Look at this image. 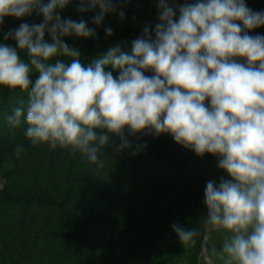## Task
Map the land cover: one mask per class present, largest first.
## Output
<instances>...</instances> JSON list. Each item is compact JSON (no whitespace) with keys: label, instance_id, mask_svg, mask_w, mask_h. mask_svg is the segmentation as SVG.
Listing matches in <instances>:
<instances>
[{"label":"clouds","instance_id":"obj_1","mask_svg":"<svg viewBox=\"0 0 264 264\" xmlns=\"http://www.w3.org/2000/svg\"><path fill=\"white\" fill-rule=\"evenodd\" d=\"M76 2L78 12L96 11L99 26L121 0ZM70 3L0 0V31L5 17H43L0 43V86L28 93L5 117L8 126L25 125L32 145L70 149L98 168L106 147L132 148L129 137L138 134H170L198 157L211 154L229 178L206 182L199 224L226 233L223 264H264V35L249 34L264 26V11L245 0H185L177 16L169 0H158V22L143 28L130 54L115 47L85 63L64 38L96 32L84 19L61 17ZM23 151L17 144L14 154ZM172 228L182 245L199 234L197 225Z\"/></svg>","mask_w":264,"mask_h":264},{"label":"trees","instance_id":"obj_2","mask_svg":"<svg viewBox=\"0 0 264 264\" xmlns=\"http://www.w3.org/2000/svg\"><path fill=\"white\" fill-rule=\"evenodd\" d=\"M184 2L169 0L176 9ZM245 2L253 11H264V0ZM157 13L158 0H121L118 11L106 14L97 26L92 23L96 11L78 12L76 0L60 11L63 19H84L95 29L94 38H64L80 50L85 63L110 48L130 54L143 28H154L157 21L149 18ZM11 18L13 29L43 19L34 12L4 20ZM107 28L113 35H107ZM249 34L264 35V26ZM21 57L26 58L24 53ZM21 100L27 103L26 91L0 86V169H6L0 186V264H114L101 258L111 248L126 254L122 264H148L180 244L173 224L188 229L197 225L193 205L206 182L229 178L211 154H178L170 134L129 137L133 147L120 152L106 147L104 168L70 149L32 145L25 125L10 128L5 119ZM17 144L24 146L19 156L14 154ZM137 144L147 147L133 155ZM197 226L195 238L202 239L205 230Z\"/></svg>","mask_w":264,"mask_h":264},{"label":"rangeland","instance_id":"obj_3","mask_svg":"<svg viewBox=\"0 0 264 264\" xmlns=\"http://www.w3.org/2000/svg\"><path fill=\"white\" fill-rule=\"evenodd\" d=\"M158 15H154L152 18L153 22H158ZM179 15L177 9V16ZM11 18L9 21L4 22L2 25V31H0V39H3V34L10 29H13ZM176 151L178 154L182 155L185 153H194L191 150L185 149L179 144H175ZM195 154V153H194ZM6 169L3 167L0 169V186H2L4 179L2 173ZM194 211L193 216L197 218L194 224L199 225L201 228L207 230V226L200 225L201 217L207 215V209L204 204V192L198 198V201L193 205ZM205 233L203 238H194V243L188 245H182L181 243L177 247H173L164 254L156 257L154 260L148 262V264H223L220 256V247L222 240L224 239L226 233L223 231L215 232L211 231L206 237ZM103 260L111 261L114 264H122L127 261V256L123 251L116 249H107L101 257Z\"/></svg>","mask_w":264,"mask_h":264},{"label":"water","instance_id":"obj_4","mask_svg":"<svg viewBox=\"0 0 264 264\" xmlns=\"http://www.w3.org/2000/svg\"><path fill=\"white\" fill-rule=\"evenodd\" d=\"M211 231L209 230V227L206 230L205 237L210 233Z\"/></svg>","mask_w":264,"mask_h":264}]
</instances>
